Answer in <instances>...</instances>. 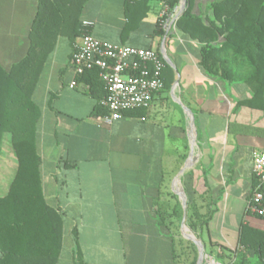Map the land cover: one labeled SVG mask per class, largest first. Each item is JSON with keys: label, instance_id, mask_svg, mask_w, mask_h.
<instances>
[{"label": "crops", "instance_id": "crops-1", "mask_svg": "<svg viewBox=\"0 0 264 264\" xmlns=\"http://www.w3.org/2000/svg\"><path fill=\"white\" fill-rule=\"evenodd\" d=\"M163 1L88 0L81 13L97 39L151 48L161 56L164 51L173 65L165 62L172 80L149 107L104 123L94 112L97 99L88 85L78 77L75 87L68 86L80 38L58 36L44 64L33 99L40 112L36 148L43 194L63 218L56 264H78L77 254L88 264H195L197 247L180 231V189L187 203L185 224L191 205L201 215L195 229L186 225L203 245L199 264L234 262L242 228L264 231V221L256 226L250 218L262 216L246 211L258 189L252 153L264 151V111L243 103L251 97L243 82L203 72L198 43L175 24L167 33L158 27ZM37 2L0 0L3 67L25 56ZM206 4L194 0L193 13H203ZM191 118L195 159L174 180L190 153ZM3 163L1 151L0 177L8 170ZM8 183L0 184V191L7 192Z\"/></svg>", "mask_w": 264, "mask_h": 264}, {"label": "trees", "instance_id": "trees-1", "mask_svg": "<svg viewBox=\"0 0 264 264\" xmlns=\"http://www.w3.org/2000/svg\"><path fill=\"white\" fill-rule=\"evenodd\" d=\"M87 1L38 0L25 56L8 68L0 63V154L7 136L16 162L8 190L0 195V264H56L60 252L63 218L47 204L42 190L36 148L40 112L33 93L57 37L73 42L90 29L81 20ZM168 1L171 8L180 2ZM193 2L186 0L175 26L198 43L200 68L209 76L246 84L251 97L243 103L264 111V0H214L201 14L193 13ZM162 73L163 85H168L173 72L166 63ZM79 78L97 99L95 114L105 115L106 89L98 69L86 70ZM256 186L264 195V183L257 179ZM187 212L188 224L195 229L201 215L194 205ZM175 213L181 216V211ZM239 245L230 264H249L251 253L256 257L253 264H264V231L243 227ZM77 262L88 264L79 254Z\"/></svg>", "mask_w": 264, "mask_h": 264}, {"label": "built area", "instance_id": "built-area-1", "mask_svg": "<svg viewBox=\"0 0 264 264\" xmlns=\"http://www.w3.org/2000/svg\"><path fill=\"white\" fill-rule=\"evenodd\" d=\"M176 12L177 6L171 8L169 1L164 0L158 14V27L164 29ZM71 65L74 78L68 85L70 88L77 85V78L86 70L98 69V77L106 89L102 104L107 113L101 119L107 124L119 119L126 110L149 107L154 94L163 87L165 61L157 51L100 40L90 30L75 44ZM252 168L259 182L264 183V151H253ZM263 199V193L255 190L246 211L264 217Z\"/></svg>", "mask_w": 264, "mask_h": 264}, {"label": "water", "instance_id": "water-1", "mask_svg": "<svg viewBox=\"0 0 264 264\" xmlns=\"http://www.w3.org/2000/svg\"><path fill=\"white\" fill-rule=\"evenodd\" d=\"M185 8H186V0H180L179 4L177 6V12L175 13V15L171 19H169L167 21L166 25L164 26L166 33L169 31V29L172 27V25L175 24L176 20L183 13ZM162 58L168 65L173 67V65L171 64L169 59L166 57L164 51H162ZM190 124H191L190 153H189V156L186 159L185 163L183 164L182 168L177 173L174 180H177L184 173V171L192 165V163L195 159L194 156L192 155V153H193L194 146L196 145V142H195L196 141V132L194 129V122H193L192 118H191ZM176 194L179 196V198L182 202V205H183V217H182V222L180 225V231H181V234L183 235V237L191 240L196 245L197 250H198V257H197V261L195 264H199L203 260V257H204L203 245H202L201 241L188 229V227L185 224L187 203H186V197L184 195V192L180 189V190L176 191Z\"/></svg>", "mask_w": 264, "mask_h": 264}, {"label": "rangeland", "instance_id": "rangeland-1", "mask_svg": "<svg viewBox=\"0 0 264 264\" xmlns=\"http://www.w3.org/2000/svg\"><path fill=\"white\" fill-rule=\"evenodd\" d=\"M212 1H214V0H207L206 6L209 5ZM204 10H205V8L203 9V11ZM201 13H202V11H201ZM8 141L9 140H8L7 136H5L4 143L2 146V153H3V157H4V163L3 164L8 168L9 171L7 170V173L5 175H3L2 177H0V184L5 185L4 188H6V186H7L6 184L11 180L9 176H12L11 174L15 168V165H16L15 158H14L13 152H12V150L8 144ZM4 190L5 189H2V191H0V194H5L6 190L5 191ZM250 218L253 219V221L257 223L256 226L259 225L258 224L259 222L264 221L263 217L251 216ZM187 223H188V221H186V225H187ZM178 228L179 227H177V229ZM250 260L251 261L249 264H253L256 261V257L252 253L250 254Z\"/></svg>", "mask_w": 264, "mask_h": 264}]
</instances>
